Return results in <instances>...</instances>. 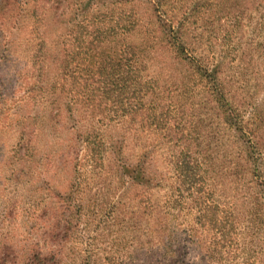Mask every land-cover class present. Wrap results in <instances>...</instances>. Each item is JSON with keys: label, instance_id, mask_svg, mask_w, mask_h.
<instances>
[{"label": "rangeland", "instance_id": "obj_1", "mask_svg": "<svg viewBox=\"0 0 264 264\" xmlns=\"http://www.w3.org/2000/svg\"><path fill=\"white\" fill-rule=\"evenodd\" d=\"M101 1L23 0L0 17V264H264V154L234 142L212 81L158 36L159 0H108L139 21L117 45L85 34L108 27ZM163 1L184 22L185 49L229 82L224 26L191 17L194 0ZM137 41L128 57L143 61L146 94L130 110V91L92 74ZM233 90L236 104L264 97V83Z\"/></svg>", "mask_w": 264, "mask_h": 264}, {"label": "trees", "instance_id": "obj_2", "mask_svg": "<svg viewBox=\"0 0 264 264\" xmlns=\"http://www.w3.org/2000/svg\"><path fill=\"white\" fill-rule=\"evenodd\" d=\"M105 1L108 2V0H103L100 4L105 7V11H102V15L105 20L104 23L108 27L101 25L93 32L86 31L85 34L92 37L90 42L93 40L97 42L108 41L107 43L117 45L124 37L131 36L139 31V21L135 16L136 12L132 13L131 11L125 12L122 10L119 13H114V2H108L110 6H105ZM159 1L161 7L157 6L158 10L156 11H158V15L156 17L158 18V22L155 23L157 24L156 30H158V36L173 37L175 41L171 39L166 41L167 44L169 43L173 48V51L178 53L176 56L177 60L187 66V71H197L199 76L204 77L207 82H209V80L212 81L214 99L217 105L226 109L225 122L228 127L232 129L234 142L238 140L244 141L248 148H250V150L245 149V152L248 151L249 154L250 152L253 154L257 152L259 155L264 154V97L261 101L254 100V102L249 101L241 105L233 101L234 94H231L234 92L233 85L238 88H243L247 85L249 89L256 91L258 87L264 83V69H262V71H254V69L251 68V62L255 58L260 59L259 65L264 64V0H216V5L209 6L211 13H213H210V16H207L208 8L207 10L201 11L204 9V7H202L204 3L207 4L209 1L194 0L196 4L191 12V17L200 18V15L205 16L203 22L209 24L217 22L220 26H224L222 30L223 38L220 40L221 46L232 44V51L234 52L232 53L231 67L230 69L228 68V71H233V73L228 77V79L231 78L229 82L222 81L218 77V71H223L220 67L212 68L207 62L204 63L202 58L200 59L194 56L193 53L185 49V43L182 40L183 35L179 31V29L184 28V22L181 21V19L178 21L176 12H172L171 16L168 15L167 10L163 8L166 2L163 1L161 3V0ZM22 2L23 0H0V17L2 22L8 21L13 16L15 9L22 6ZM168 3L169 2H167L166 5ZM251 9L261 11V15L255 17V20L253 15L248 13ZM99 12H101V10ZM61 14L62 13L56 15L55 18H57V20L53 17V21H61L64 17V14H62V16ZM64 23L68 25L67 20H65ZM158 24L164 27L163 30H160ZM136 40L138 39H135V41ZM144 40L145 39H143V41ZM83 41L84 40L80 39L81 43ZM138 42L139 41L133 42L135 45L133 46L131 43V46L128 45V47H120L123 44L121 43L119 47L114 49L113 53L108 52L104 58L105 62L96 61L98 68L95 69V71L97 72L92 74V76L98 73L103 74L104 77L102 82L104 85L99 86L102 89H108L109 86L113 85L116 87L117 85L119 89L130 91V93L133 94L130 106L128 107L130 110L140 108L142 105L140 100H142V97L146 94L145 88H143V76L140 73V71H143L141 67L143 61L141 58L132 61V57H128L130 53L127 51L131 48L136 49L138 47ZM163 52L165 55L167 54L165 49L161 50V54ZM82 54L88 58L91 57L88 50H85ZM46 58H50V56H46ZM234 61H237V63L233 64ZM63 63H65V60H63L61 64ZM92 71L94 70L91 69L90 72ZM88 74L91 75V73ZM252 80H254L253 84H251ZM129 117L133 121L135 115H129ZM175 136L176 141H179L180 139L177 135ZM180 145L184 148L192 146L189 142V137H186L185 141L180 143ZM184 152L185 150L181 149L179 154H186ZM98 159L101 160V153ZM87 161L91 162L93 158L88 157ZM123 172L124 175L138 181L137 175H133V173H129L125 170ZM195 186V183H190L188 189L191 190ZM155 187H158V185ZM149 202L150 205L154 203L152 196H149Z\"/></svg>", "mask_w": 264, "mask_h": 264}]
</instances>
